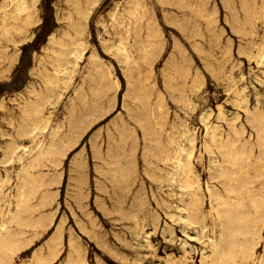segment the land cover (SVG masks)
<instances>
[{
    "label": "rangeland",
    "instance_id": "obj_1",
    "mask_svg": "<svg viewBox=\"0 0 264 264\" xmlns=\"http://www.w3.org/2000/svg\"><path fill=\"white\" fill-rule=\"evenodd\" d=\"M249 1L260 15L254 36L242 38L221 0H0V237L21 170L49 146L57 164L39 170L56 180L42 212L52 221L33 241L24 235L9 264L46 256L57 228L52 264L77 255L86 264H211L208 240L225 196L218 178L233 170L248 191L264 183V154L243 164L228 155L249 131L235 141L226 124L245 125V104L264 107V8ZM232 5L241 16L239 1ZM122 47L130 60L120 59ZM256 255L258 264L264 244Z\"/></svg>",
    "mask_w": 264,
    "mask_h": 264
},
{
    "label": "bare ground",
    "instance_id": "obj_2",
    "mask_svg": "<svg viewBox=\"0 0 264 264\" xmlns=\"http://www.w3.org/2000/svg\"><path fill=\"white\" fill-rule=\"evenodd\" d=\"M182 1V0H181ZM245 0L242 1V3ZM261 1V0H260ZM226 2V1H225ZM230 2V1H228ZM262 2V1H261ZM232 3V2H231ZM22 4V3H21ZM227 4V2H226ZM229 4V3H228ZM240 5V3H239ZM5 6V5H4ZM179 6V5H178ZM223 6V5H222ZM226 6V5H225ZM232 6V5H229ZM242 6V5H241ZM240 6V7H241ZM18 8V7H17ZM202 8V7H201ZM227 8V6H226ZM231 8V7H230ZM229 8V12L232 10ZM249 8V7H248ZM247 8V10H248ZM264 8V6H262ZM3 9V8H2ZM246 9V8H244ZM251 9V16L248 18V21L244 22L245 32H248L249 35L253 33L254 36V27L253 22L256 20L257 15H260L254 12L255 8ZM14 10V8H13ZM12 10V11H13ZM228 10V9H227ZM234 10V9H233ZM243 11V10H241ZM249 11V10H248ZM245 12V11H244ZM15 13V12H13ZM234 13V12H233ZM242 13V12H241ZM247 13V12H246ZM243 15V14H242ZM245 15V14H244ZM248 15V14H247ZM232 16V15H230ZM235 16V15H234ZM8 17V16H7ZM247 17V16H246ZM232 18V17H231ZM234 18V17H233ZM264 18V17H262ZM243 19V18H242ZM2 20V19H1ZM240 21V20H239ZM235 24V21H232ZM231 23V22H230ZM238 23V22H237ZM21 25V24H20ZM236 26V25H234ZM239 26V24L237 25ZM233 28V27H232ZM240 29V27H239ZM20 30V29H19ZM236 31V30H235ZM239 31V30H238ZM6 32V31H5ZM237 33V31H236ZM6 34V33H5ZM264 34V33H262ZM241 36V35H240ZM256 36V35H255ZM244 37V36H243ZM247 37V36H246ZM245 38V37H244ZM73 41V40H72ZM71 41V42H72ZM76 41V40H75ZM79 42V41H78ZM264 42V41H262ZM77 43V42H76ZM61 44V43H60ZM72 45V43H71ZM75 46V44L73 43ZM120 45V44H119ZM54 46V45H53ZM122 46V45H121ZM58 47V46H57ZM62 47V45H61ZM59 46V48H61ZM76 47V46H75ZM75 47L72 48L75 51ZM148 45L141 46L140 50L145 51ZM64 48V47H63ZM67 49V47H66ZM56 50V49H55ZM68 51H70L68 46ZM53 51V50H51ZM57 51V50H56ZM59 51V50H58ZM120 52V59L124 61L130 60V52L127 48H123ZM54 52V51H53ZM51 54H54V53ZM62 52V51H61ZM66 52V51H65ZM250 52V51H249ZM50 53V52H49ZM71 53V52H70ZM63 54V53H62ZM61 54V55H62ZM118 54V52H117ZM199 54V53H198ZM56 55V54H55ZM58 55V54H57ZM56 55V56H57ZM68 55V54H66ZM64 55V56H66ZM119 55V54H118ZM59 56V55H58ZM63 56V55H62ZM63 56V57H64ZM264 58V55L261 56ZM173 58V57H172ZM67 59V58H65ZM59 61V60H58ZM64 61V60H62ZM61 61V62H62ZM123 61V62H124ZM48 62H51V60ZM60 62V63H61ZM122 62V63H123ZM54 63V61H53ZM58 64V63H57ZM125 64V62H124ZM238 65V64H237ZM47 66V65H46ZM49 66V65H48ZM58 66V65H57ZM44 70H46L44 68ZM59 72V71H58ZM64 72V71H63ZM60 74V73H58ZM57 74V75H58ZM98 75V74H97ZM102 75V74H100ZM99 75V77H100ZM187 75V74H186ZM107 76V75H106ZM185 76V75H184ZM102 77V76H101ZM109 77V76H108ZM107 77V78H108ZM103 78L102 79L103 82ZM106 78V77H105ZM104 78V79H105ZM98 79V80H99ZM53 81V80H52ZM106 81V80H105ZM59 82V81H58ZM57 82V83H58ZM100 82V81H99ZM101 82V83H102ZM122 82V81H121ZM53 83V82H52ZM58 85V84H57ZM57 88V86H56ZM32 89V88H31ZM47 89V88H46ZM133 95L137 99L139 97L138 89L131 87ZM43 91V90H42ZM34 92V91H33ZM32 92V94H33ZM48 92H51L50 90ZM55 92V91H54ZM53 92V93H54ZM130 92V91H129ZM129 95H131V93ZM36 93V92H35ZM39 93V91H38ZM52 93V92H51ZM28 94V93H27ZM41 94V92H40ZM46 94V92H45ZM55 94V93H54ZM34 95V94H33ZM37 96V94H35ZM43 95V94H42ZM53 95V94H52ZM30 96V95H29ZM38 97V96H37ZM49 97V96H48ZM95 97V96H94ZM238 97V96H237ZM41 98V97H40ZM52 98V97H51ZM145 98V97H144ZM29 100V99H28ZM42 100V99H41ZM44 100V99H43ZM46 100V99H45ZM134 100V98H133ZM140 100V99H139ZM49 101V99H48ZM52 101V100H51ZM142 101V100H141ZM145 101V100H143ZM29 102V101H28ZM147 102V101H146ZM10 103V102H9ZM36 103V102H35ZM91 103V102H90ZM137 103V102H136ZM107 104V103H106ZM145 104V103H144ZM44 106V105H43ZM143 106V105H142ZM148 107V105H147ZM155 108V107H154ZM111 109V108H110ZM149 109V108H148ZM153 109V108H152ZM44 110V109H43ZM145 110V109H144ZM242 112V117L245 118V125H237L238 118L233 119L231 122H228L227 133L234 138V140H239L245 133V130L249 131V140L242 145L241 149L237 148V142H234L229 149V156L233 158L232 164H243L248 155L257 150V152L264 154V107H262L258 102L254 105L248 106L247 104L240 107ZM139 111V110H138ZM137 111V112H138ZM150 111V110H149ZM156 110H153V112ZM28 112V111H27ZM41 112V111H40ZM85 112V111H84ZM112 112V111H111ZM126 113V112H125ZM138 114V113H136ZM150 114V113H149ZM83 115V114H82ZM133 115V114H132ZM146 115V114H145ZM80 116V115H79ZM87 116V115H86ZM151 116V115H150ZM149 116V117H150ZM36 117V116H35ZM131 117V116H130ZM139 117V115H138ZM154 117V116H153ZM159 115L157 114V118ZM31 118V117H30ZM85 118V117H84ZM132 118V117H131ZM144 118V117H143ZM156 118V117H155ZM154 118V119H155ZM27 120V119H26ZM71 120V119H70ZM88 120V119H87ZM161 120V118L159 119ZM158 120V122H159ZM218 120V119H217ZM220 120V119H219ZM30 121V119H29ZM72 121V120H71ZM148 121V120H147ZM207 121V120H206ZM222 121V120H221ZM34 123L36 122L33 121ZM42 122V121H41ZM157 122V120H156ZM220 122V121H219ZM24 122L22 121V124ZM70 125L71 123L68 122ZM154 123V122H153ZM152 123V125H153ZM33 124V123H32ZM41 124V123H40ZM137 124V123H136ZM146 124V123H145ZM159 124V123H156ZM125 124H122V126ZM138 125V124H137ZM151 125V123H150ZM151 125V126H152ZM26 126V124H25ZM80 126V125H79ZM143 126V125H142ZM147 126V124H146ZM32 127V126H30ZM68 127H70L68 125ZM74 127V126H72ZM85 127V126H84ZM136 127V126H135ZM138 127V126H137ZM149 127V125H148ZM43 128V127H42ZM152 128V127H151ZM183 128V127H182ZM31 129V128H30ZM34 129V128H33ZM74 129V128H73ZM76 129V128H75ZM123 129V127H122ZM127 129V128H126ZM72 130V129H71ZM77 130V129H76ZM121 130V129H120ZM124 130V129H123ZM147 130V129H146ZM220 130V129H219ZM219 130L214 128L212 134H218ZM25 131V130H23ZM125 131V130H124ZM128 131V130H127ZM142 131V130H141ZM150 131V128H149ZM152 131V130H151ZM221 131V130H220ZM30 132V131H29ZM32 132V131H31ZM131 132V131H130ZM145 132V131H144ZM178 132V131H177ZM25 136L27 135L26 132ZM125 132H123L124 134ZM127 133V132H126ZM129 133V132H128ZM127 133V134H128ZM148 134V131L146 132ZM145 133V135H146ZM120 134V133H119ZM131 134V133H130ZM151 134V133H149ZM29 135V133H28ZM153 135V134H152ZM119 136V135H118ZM121 136V135H120ZM128 136V135H127ZM148 136V135H147ZM124 137V136H122ZM132 137V136H131ZM150 137V136H149ZM219 138V136H217ZM216 137V139H217ZM226 137V136H225ZM224 137V138H225ZM121 138V137H120ZM128 138V137H127ZM130 138V135H129ZM146 138V136L144 137ZM248 138V137H247ZM134 139V138H133ZM150 139V138H149ZM158 139V138H157ZM156 140V138H155ZM175 140V139H174ZM220 140V139H219ZM226 140V139H225ZM251 140H254L251 142ZM122 141L123 138H122ZM152 141V140H151ZM151 141L148 144H151ZM157 141V140H156ZM217 141V140H216ZM121 142V141H120ZM74 143V142H73ZM217 143V142H216ZM219 143V142H218ZM116 144V143H115ZM114 144V145H115ZM160 144V142L158 143ZM231 144V143H230ZM70 145V144H69ZM122 145V144H121ZM162 145V144H161ZM168 145V144H167ZM170 145V143H169ZM219 145V144H218ZM216 145V146H218ZM62 146V145H61ZM118 146V145H117ZM126 146V144H124ZM147 146V145H146ZM145 146V147H146ZM215 146V147H216ZM57 147V146H56ZM65 147V146H64ZM113 147V146H112ZM116 147V146H115ZM123 147V146H121ZM170 147V146H169ZM219 147V146H218ZM63 148V147H61ZM68 148V147H67ZM117 148V147H116ZM115 148V150H116ZM119 148V147H118ZM149 148V147H148ZM160 148L163 149V146ZM159 148V149H160ZM165 148V146H164ZM171 148V147H170ZM64 149V148H63ZM66 149V148H65ZM153 150L156 148H152ZM160 149V150H162ZM23 150V149H22ZM25 150V148H24ZM120 150V148H119ZM124 150V149H123ZM152 150V151H153ZM158 150V149H157ZM159 150V151H160ZM117 151V150H116ZM151 151V150H150ZM165 151V150H164ZM60 152V151H59ZM148 152V151H147ZM157 152V151H156ZM161 152V151H160ZM56 153L55 149L49 146L44 153H38L32 163L29 166H26L21 170V173L17 179V188L15 192V212L8 219L7 225L2 226L3 236L0 237V264H9L10 259L15 257L19 251L26 245L24 241V235L30 234L28 237L29 241H33L34 238H37V233L47 229L52 221V214H42L44 209L51 205L53 198L50 193L47 191L48 188L55 185L56 180L53 178H47L44 174L40 173L39 170L42 167L49 165L50 167H55L57 164L51 161L50 157ZM111 153V152H110ZM122 153V152H121ZM14 154V153H13ZM63 154V151H62ZM66 154V153H65ZM100 154V153H99ZM108 154V153H107ZM148 154V153H146ZM165 154V152H164ZM169 154V153H168ZM12 155V154H11ZM59 155V154H58ZM61 155V154H60ZM113 155V154H112ZM120 155V154H119ZM118 155V156H119ZM150 155H153L151 153ZM160 155V154H159ZM163 155V154H162ZM167 155V154H166ZM223 155V154H220ZM226 155V153H225ZM106 156V155H104ZM111 156V155H110ZM124 156V154H123ZM129 156V155H128ZM156 156V154H155ZM155 156H152L153 158ZM170 156V155H169ZM59 157V156H58ZM64 157V156H63ZM100 157V156H99ZM113 157H116L113 156ZM145 157V156H144ZM159 157V156H158ZM165 157V156H164ZM168 157V156H167ZM219 157V156H218ZM224 157V155H223ZM227 157V156H226ZM107 159V157H105ZM112 158V157H110ZM123 158V157H119ZM118 158V159H119ZM129 158V157H128ZM157 158V157H156ZM169 158V157H168ZM230 158V159H231ZM253 158V157H252ZM117 159V158H115ZM125 159V157H124ZM145 159V158H144ZM151 159V158H150ZM155 159V158H154ZM161 159V158H160ZM225 159V158H224ZM227 159V158H226ZM159 160V159H158ZM251 160V159H249ZM108 161V160H107ZM111 161V160H110ZM109 161V162H110ZM122 161V160H120ZM126 161V160H125ZM131 161V160H130ZM146 161V160H145ZM182 161V160H181ZM220 161V160H219ZM253 161V159H252ZM108 162V164H109ZM159 162V161H158ZM162 162V161H161ZM221 162V161H220ZM229 162V161H228ZM118 163V162H115ZM121 163V162H120ZM131 163V162H130ZM160 163V162H159ZM165 163V162H164ZM163 163V164H164ZM223 163V162H222ZM227 163V161H226ZM224 163V164H226ZM231 163V162H230ZM47 164V165H46ZM114 164V163H112ZM125 164V163H124ZM127 164V162H126ZM129 164V161H128ZM162 164V165H163ZM166 164V163H165ZM174 164V163H173ZM215 164V162H214ZM106 165V163H105ZM131 165V164H129ZM189 166V165H187ZM230 166V165H229ZM251 166V165H250ZM254 166V165H253ZM113 167V166H112ZM126 167V166H125ZM184 167V166H183ZM106 168V167H105ZM130 168V167H129ZM215 168V167H214ZM218 168V167H217ZM231 168V167H230ZM111 170V168H109ZM117 169V168H116ZM244 169V168H243ZM242 169V170H243ZM246 169V168H245ZM254 169V168H252ZM251 169V170H252ZM78 170V168H77ZM107 170V169H106ZM127 170V169H126ZM241 170V171H242ZM259 170V169H258ZM113 170H111L112 172ZM125 171V170H124ZM131 171V170H130ZM163 171V170H162ZM223 171V170H222ZM250 171V169L248 170ZM182 172V171H181ZM247 172V171H246ZM78 173V172H76ZM108 173V172H107ZM118 173V172H117ZM121 173V172H119ZM118 173V174H119ZM127 174V171L125 172ZM123 173V174H125ZM217 173V170L215 174ZM257 173V172H256ZM183 174V173H182ZM117 175V174H116ZM129 175V174H127ZM166 175V173H165ZM186 175V173H185ZM115 176V173H114ZM118 176V175H117ZM123 176V175H122ZM150 176V175H149ZM148 176V177H149ZM154 176V175H153ZM130 177V175H129ZM235 177V172L229 170L220 175L218 181L225 187V196L219 198L217 203V222L215 224V232L209 238L208 250L211 255V264H257V255L256 248L260 244H264V235H262V227H264V183H261L258 187H255L252 191H248L244 183L238 181ZM242 177V176H241ZM111 178V177H110ZM153 178V177H152ZM158 178V177H157ZM156 178V179H157ZM116 179V178H115ZM119 179V178H118ZM125 179V178H122ZM189 179V178H188ZM78 180V179H77ZM80 180V179H79ZM114 180V179H112ZM117 180V179H116ZM126 180V179H125ZM122 181V180H120ZM126 182V181H124ZM179 182V180H178ZM115 183V182H114ZM123 183V182H122ZM189 183V182H188ZM79 184V183H78ZM113 184V183H112ZM126 184V183H125ZM178 184V183H177ZM127 185V184H126ZM125 185V186H126ZM79 186V185H77ZM114 186V185H113ZM131 186V185H130ZM122 187V186H121ZM120 187V188H121ZM217 187V186H216ZM119 188V187H118ZM117 188V189H118ZM179 188V186L177 187ZM113 189V188H112ZM259 189V191H258ZM121 190V189H120ZM116 191V190H115ZM122 191V190H121ZM126 191V190H124ZM123 192V191H122ZM129 192V189L128 191ZM126 193V192H123ZM118 194V192H117ZM122 194V193H121ZM124 195V194H123ZM189 195V194H188ZM115 196V195H114ZM120 196V195H119ZM216 196V195H215ZM125 197V196H124ZM120 198V197H116ZM115 198V199H116ZM188 199V198H187ZM119 200V199H117ZM120 201V200H119ZM140 203V202H139ZM185 204V203H184ZM145 205V204H144ZM116 211V210H114ZM183 211V210H181ZM120 212V211H119ZM184 212V211H183ZM121 213V212H120ZM122 214V213H121ZM131 215V214H130ZM122 217V216H121ZM132 217V215H131ZM180 218V217H179ZM133 219V217H132ZM135 219V218H134ZM157 221V220H156ZM183 221V220H181ZM188 222V221H187ZM15 226L19 229L16 233H11L9 226ZM191 225V224H190ZM202 231V230H201ZM202 233V232H201ZM59 229H56L55 235L50 241L47 247V255H34L32 257L31 264H52L53 261L58 257L59 254ZM113 237V236H112ZM146 238V237H145ZM71 242V241H70ZM30 243V242H29ZM70 243V247H71ZM73 250V248H72ZM79 250V249H78ZM74 252V251H73ZM78 253V252H77ZM79 254V253H78ZM67 264H86L84 258L81 255L70 256L68 257ZM258 264H264V258L258 262Z\"/></svg>",
    "mask_w": 264,
    "mask_h": 264
},
{
    "label": "crops",
    "instance_id": "obj_3",
    "mask_svg": "<svg viewBox=\"0 0 264 264\" xmlns=\"http://www.w3.org/2000/svg\"><path fill=\"white\" fill-rule=\"evenodd\" d=\"M227 2V4H226V2ZM228 1H230V2H228ZM239 1V3H240V5H239V8H240V11L241 10H243V11H241L242 13L241 14H243V15H241V16H238L236 13H235V9H234V7H233V5H232V0H221V3H222V5H223V8H226V6H227V8L226 9H228V11H230L229 10V8L232 10L231 12H229L230 13V15H232L231 17V27H233L232 29L235 31H237V34L240 36V37H242V38H244V37H248L249 36V33L248 32H245L244 30H245V26H244V22L246 21H248V18H250V16H249V14L248 13H246L247 12V10L246 9H244V8H256L254 5H253V3L252 2H250L249 0H245L243 3H242V1L243 0H238ZM262 1V2H261ZM260 2H261V6H264V0H261ZM229 3V4H228ZM226 5V6H225ZM229 5H232V6H229ZM242 5V6H241ZM241 6V7H240ZM262 8V7H261ZM234 9V10H233ZM245 11V12H244ZM234 12V13H233ZM245 14V15H244ZM248 14V15H247ZM235 15V16H234ZM247 16V17H246ZM234 17V18H233ZM243 18V19H242ZM240 20V21H239ZM232 21H235V24L232 22ZM238 22V23H237ZM239 24V26H237ZM234 25H236V26H234ZM239 27H240V29H239ZM239 30V31H238ZM235 31V32H236ZM244 36V37H243Z\"/></svg>",
    "mask_w": 264,
    "mask_h": 264
}]
</instances>
